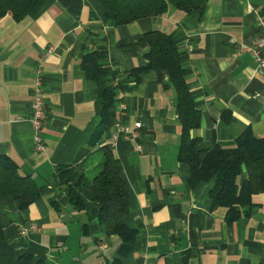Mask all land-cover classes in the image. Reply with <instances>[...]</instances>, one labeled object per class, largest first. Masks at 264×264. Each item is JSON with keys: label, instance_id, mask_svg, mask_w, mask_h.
<instances>
[{"label": "crops", "instance_id": "obj_1", "mask_svg": "<svg viewBox=\"0 0 264 264\" xmlns=\"http://www.w3.org/2000/svg\"><path fill=\"white\" fill-rule=\"evenodd\" d=\"M257 11L264 14V0H208L202 14L170 6L157 16L116 24L105 20L101 0H39L21 20L0 16V155L17 161L40 189L25 208L0 193V223L13 250L32 254V264H264V191L253 195L248 212L228 222L227 206L215 205L211 196L215 178L190 183V166L179 157L182 124L168 71H144L121 94L126 105L118 102L112 125L92 141L103 100L81 56L93 46L105 48L124 79L148 63L149 45L141 40L146 31L176 35L201 112L192 135L199 147L232 146L247 129L264 136V73L256 72L247 49L257 34ZM48 46L54 49L42 69L49 117L46 148L38 150L31 90ZM137 120L143 149L125 136L112 146L129 190L130 210L121 221L138 229L123 252L120 235L105 233L98 206L86 200L84 209H76L70 195L81 193L69 186L94 170L118 122ZM246 174L243 168L240 182ZM26 226L31 228L23 235Z\"/></svg>", "mask_w": 264, "mask_h": 264}, {"label": "trees", "instance_id": "obj_2", "mask_svg": "<svg viewBox=\"0 0 264 264\" xmlns=\"http://www.w3.org/2000/svg\"><path fill=\"white\" fill-rule=\"evenodd\" d=\"M38 1L0 0V16L10 14L14 19L21 20ZM101 1L105 7V20L116 24L128 23L144 16H157L170 6L202 14L208 5V0ZM141 40L149 45L146 53L148 63L127 71L124 79L120 76V69L115 68L108 59L105 48L93 46L82 51L83 68L88 78L97 82V94L103 100L101 121L91 139L99 140L112 125L121 94L138 83L144 71L167 70L176 91L182 124L179 157L190 166V183L194 185L202 179L215 178L216 183L211 190L214 204L227 206V220L232 222L246 213V207L252 204L255 193L264 191V136L258 137L247 129L238 136L235 145L199 147L200 139L193 136L191 130L200 126L201 112L195 106L186 80L178 37L159 29H151L143 34ZM101 149L102 157L94 170L83 173L73 186H69L70 190L77 188L81 193L78 196L70 195V201L79 210L86 207V200L94 202L98 206L97 216L105 227V233L120 235L123 240L122 251L126 252L138 233L137 228H131L121 221L130 210L128 185L121 174L122 162L112 146L106 143ZM243 168L247 174L240 182ZM0 193L12 195L18 200L19 206L25 208L40 196V189L33 175L23 173L17 161L0 155ZM87 225H83L85 231ZM32 260V254L19 255L13 250L0 223V264H32Z\"/></svg>", "mask_w": 264, "mask_h": 264}, {"label": "built area", "instance_id": "obj_3", "mask_svg": "<svg viewBox=\"0 0 264 264\" xmlns=\"http://www.w3.org/2000/svg\"><path fill=\"white\" fill-rule=\"evenodd\" d=\"M257 21V34L251 44L247 46V49L252 54L255 61L256 72L264 73V14L260 11L256 12ZM53 46H48L47 50L41 56L35 71H34V84L32 85V99H31V122L33 124L34 131V142L38 150H44L46 148V139L44 136V130L48 121V110H47V98H46V87L44 82V72L42 69L44 61L53 51ZM120 107H125V102H119ZM142 126L141 120L135 121V123L129 124L126 122H118L116 129L112 134L113 139L110 141V145L113 146L116 139L120 136L134 139L136 142L135 147L138 150L143 149V143L141 140V134L139 128ZM35 227V225H31ZM31 227H22L21 233L27 235Z\"/></svg>", "mask_w": 264, "mask_h": 264}, {"label": "water", "instance_id": "obj_4", "mask_svg": "<svg viewBox=\"0 0 264 264\" xmlns=\"http://www.w3.org/2000/svg\"><path fill=\"white\" fill-rule=\"evenodd\" d=\"M67 217H69V215H66Z\"/></svg>", "mask_w": 264, "mask_h": 264}]
</instances>
